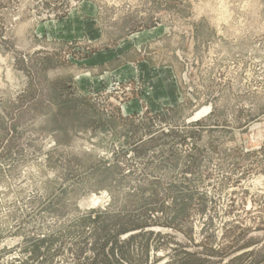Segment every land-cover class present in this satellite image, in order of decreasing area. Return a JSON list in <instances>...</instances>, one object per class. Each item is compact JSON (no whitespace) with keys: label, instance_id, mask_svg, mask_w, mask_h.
<instances>
[{"label":"rangeland","instance_id":"rangeland-1","mask_svg":"<svg viewBox=\"0 0 264 264\" xmlns=\"http://www.w3.org/2000/svg\"><path fill=\"white\" fill-rule=\"evenodd\" d=\"M0 264H264V0H0Z\"/></svg>","mask_w":264,"mask_h":264},{"label":"crops","instance_id":"crops-1","mask_svg":"<svg viewBox=\"0 0 264 264\" xmlns=\"http://www.w3.org/2000/svg\"><path fill=\"white\" fill-rule=\"evenodd\" d=\"M141 67V66H140ZM134 68V67H133ZM165 71L159 70L158 68H152V70L147 71L145 74V79L151 81V89L150 90L154 96L158 97L160 95H165L167 93L177 94V83L174 79H170L165 76ZM171 83V87L168 88V83ZM160 98V97H159Z\"/></svg>","mask_w":264,"mask_h":264},{"label":"bare ground","instance_id":"bare-ground-1","mask_svg":"<svg viewBox=\"0 0 264 264\" xmlns=\"http://www.w3.org/2000/svg\"><path fill=\"white\" fill-rule=\"evenodd\" d=\"M86 200H87V199H86ZM95 201H97V199L89 198L87 201H84L83 203L86 204V205H90V206H92V205H95V204H96ZM95 206H96V205H95Z\"/></svg>","mask_w":264,"mask_h":264}]
</instances>
